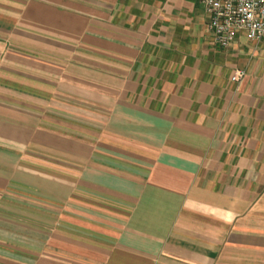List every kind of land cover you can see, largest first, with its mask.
Masks as SVG:
<instances>
[{
  "label": "crops",
  "instance_id": "1",
  "mask_svg": "<svg viewBox=\"0 0 264 264\" xmlns=\"http://www.w3.org/2000/svg\"><path fill=\"white\" fill-rule=\"evenodd\" d=\"M208 24L0 0V264H264V37Z\"/></svg>",
  "mask_w": 264,
  "mask_h": 264
},
{
  "label": "built area",
  "instance_id": "2",
  "mask_svg": "<svg viewBox=\"0 0 264 264\" xmlns=\"http://www.w3.org/2000/svg\"><path fill=\"white\" fill-rule=\"evenodd\" d=\"M202 4L209 16V31L222 48L230 47L238 33L253 43L263 39L264 0H202ZM245 75V70L236 69L231 81L240 82Z\"/></svg>",
  "mask_w": 264,
  "mask_h": 264
}]
</instances>
